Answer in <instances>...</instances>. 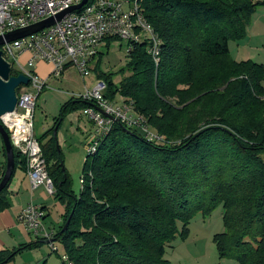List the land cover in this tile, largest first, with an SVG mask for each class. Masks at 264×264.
<instances>
[{
	"label": "trees",
	"instance_id": "16d2710c",
	"mask_svg": "<svg viewBox=\"0 0 264 264\" xmlns=\"http://www.w3.org/2000/svg\"><path fill=\"white\" fill-rule=\"evenodd\" d=\"M257 7L264 0H139L160 41L157 67L145 43L131 44L129 74L117 86L111 75L98 80L106 86L104 99L130 102L163 140L148 143L114 124L82 163L76 195L54 131L67 112L92 103L78 98L62 106L43 135L45 143L37 141L53 197L64 210L53 237L62 245V264H169L166 246L177 234L186 236L196 214L207 216L217 207L223 226L211 239L217 258L264 264V65L234 61L228 49L245 38ZM114 40L105 39L104 46ZM18 74L11 68V76ZM1 151L5 159L3 146ZM13 156L0 212L8 207L15 168L25 171L14 151ZM4 171L5 162L1 178ZM39 244L0 252V264Z\"/></svg>",
	"mask_w": 264,
	"mask_h": 264
},
{
	"label": "built area",
	"instance_id": "2783aa9c",
	"mask_svg": "<svg viewBox=\"0 0 264 264\" xmlns=\"http://www.w3.org/2000/svg\"><path fill=\"white\" fill-rule=\"evenodd\" d=\"M81 2L82 0H0L2 57L10 68L29 80L27 91L16 94L14 110L2 115L0 123L8 135L12 150L24 162L30 190L41 187L47 196H53L54 188L47 175L40 146L32 133L35 101L45 87V82L33 74L35 64H50V78H59L68 67L85 77L89 72V63L99 55V48L104 45L105 39L125 41L126 53H129L131 44L145 43L146 53L154 66L157 67L159 63L160 41L139 10V0H87L78 10L65 14L58 21L54 20L51 26L24 38L6 42L7 35L55 18ZM24 52L29 54L25 67L19 62V57ZM105 89V84L98 81L92 91L78 96L81 100L92 103L91 107L82 111V115L92 124V131L84 144L86 156L83 162L86 157L96 153L116 123L135 130L148 143L162 142L163 138L151 130L146 119L133 112L130 102L114 103L104 99ZM42 220V208L31 203L17 216L18 223L26 231L36 239L46 241L51 251L56 252L52 242L54 232L46 231ZM61 260L67 262L64 255Z\"/></svg>",
	"mask_w": 264,
	"mask_h": 264
},
{
	"label": "rangeland",
	"instance_id": "374dc122",
	"mask_svg": "<svg viewBox=\"0 0 264 264\" xmlns=\"http://www.w3.org/2000/svg\"><path fill=\"white\" fill-rule=\"evenodd\" d=\"M261 9L262 7H257L255 9L253 15L251 16V20L256 18ZM104 45L99 48L100 54L97 55V57L89 63V72L85 77H81L73 68L68 67L64 70L59 78H49L45 83V87L42 88L36 98L35 108L32 116L33 137L37 141H40L41 144L45 143L43 135L47 131H49V129H51L54 121L59 116L61 108L64 104L67 105L69 103H72V101L78 99V96H82L85 93L92 91L93 87L99 81L98 78L101 77V75H111L114 85L117 86L120 79L123 76H127L129 74L128 70H126L127 43L122 40H114L110 42L108 48H106ZM230 47V54L232 58H239L237 57L239 56L237 54H250L251 51H253L251 49L244 48L240 49L238 53H236L234 47L232 45ZM246 61H251L256 64H264V56L255 57L254 55L251 57V59H247ZM21 64L25 67L24 63L21 62ZM27 88L28 86L18 87L16 89V94L19 95L24 93L25 91H27ZM116 102H120V99L118 97L116 98ZM66 118H68V121H70L74 125H76L77 122L84 123L85 121V118L82 115V111L80 109H77L73 112H67L64 119ZM63 131H65L64 137ZM69 131L73 133V136ZM55 140L62 156L63 167L65 169L67 179L69 180L70 190L77 195L79 194L81 189V166L86 156L83 145V136L80 133L74 132L73 128L72 130H69L63 127L55 135ZM47 197L48 201L46 203V206L48 207L51 217L49 219L50 222L47 223L49 225V229L43 225V222L42 226L46 231L57 232L60 226V223L57 224V220L59 218V212L57 208L58 202L53 196ZM221 213V207H217L207 216L196 214L187 226L186 236L184 238H180V236L177 234L175 238L169 243V245L166 246V258H164L168 259V263L236 264L231 260L219 262L214 249V245L211 242L213 234H218L223 231ZM178 227L180 228V225H178ZM55 245V249L57 250L56 253L52 252L51 249L48 248V245L41 244V247H45V249L40 252L41 255L43 257L47 255L46 258H50V261L47 262V264H62V245L59 241H56ZM39 248L40 245L39 247H37V249ZM33 250L34 249L25 252H30ZM196 250H203L206 255V260L202 258L201 260L196 261L194 256ZM35 253L39 252H32L29 254H23V252H21L19 255L23 254L22 256L19 257V255H16L18 257L15 256L16 258L14 257V259L10 260L6 264H14V261H17L16 264H25L32 259L29 257L34 255Z\"/></svg>",
	"mask_w": 264,
	"mask_h": 264
},
{
	"label": "crops",
	"instance_id": "0c3cea01",
	"mask_svg": "<svg viewBox=\"0 0 264 264\" xmlns=\"http://www.w3.org/2000/svg\"><path fill=\"white\" fill-rule=\"evenodd\" d=\"M231 45L234 47L236 53H238L240 49H244V48L253 50L251 51L250 54H237L239 55L237 56L239 58L231 57L234 61H237V62L246 61L247 59H251V57L254 55L255 57L264 56V7H262L261 11H259V14L256 16V18L251 20L250 24L248 25L246 29L245 38L238 43H229L228 45L229 54H230ZM28 57H29V54L27 52L22 53L19 57L20 64L21 62L25 63ZM51 70H52V66L50 64L45 63V62H37L33 68V74L36 75L40 80L46 83L48 79L50 78ZM63 127L69 130H72L73 128L74 132L82 134L83 141H84L83 145L85 144V140L87 136L92 131L91 130L92 124L87 120V118H85L84 123L77 122L76 125L68 121V118H66L62 121L60 127L58 128L55 134H57V132H59L61 128ZM69 132L72 133L71 131ZM64 135H65V131H63V137ZM71 135L73 136V133ZM2 146L3 145L0 139V168L3 162H5V159L3 158L2 151H1ZM7 193H8L7 194L8 207L0 212V252L12 251V250L20 248L23 245H26L32 242H39L40 243L39 249L36 248L30 252L22 251L23 254L39 252V253H35L36 255L34 254L31 257H29L32 259L26 262L25 264H44L45 262H46L45 264H47V262L50 261L49 260L50 258L49 259L46 258L47 255L43 257L40 252H42L45 249L44 246L41 247V244L48 245V243L46 241L41 242L40 239H36L31 233L26 231V229L23 226H21L17 221V216L19 215L21 210L26 205L31 203L35 206L42 208L43 210L42 222H43V225L49 229V225L47 223L50 222L49 219L51 217H50L48 207L46 206V203L48 201L47 195L45 194L43 188L41 187L37 188L34 191H31L25 171L19 167H16L13 172L11 182L7 188ZM57 208L59 212V218L57 220V224L59 223L61 224L62 215L64 213L63 206L57 203ZM53 232L56 233L55 231ZM55 242L56 241L53 240L54 246H56ZM48 248L50 249L49 245H48ZM165 254H166V250H165ZM165 254H164V257H165ZM22 255H19V257ZM194 256H195L196 261L201 260L202 258L206 260V255H205V252H203V250L202 251L196 250V253L194 254ZM165 260L168 262V259H165ZM220 261L223 262L225 260H219V262ZM14 262H15L14 264H16L17 261H14ZM223 264H227V263H223Z\"/></svg>",
	"mask_w": 264,
	"mask_h": 264
},
{
	"label": "water",
	"instance_id": "95a60500",
	"mask_svg": "<svg viewBox=\"0 0 264 264\" xmlns=\"http://www.w3.org/2000/svg\"><path fill=\"white\" fill-rule=\"evenodd\" d=\"M87 0H82V2L74 7H71L67 11L62 12L57 15L55 18H49L45 21H42L38 24H35L28 29L16 31L6 36V42H12L17 39L24 38L26 36L32 35L44 28L51 26L55 21L60 20L65 14L78 10L81 8ZM3 44L0 38V46ZM11 68L9 64L3 59L2 52L0 51V117L6 113H10L14 110L16 105V89L20 86L28 85V78L22 74H18L16 76L10 75ZM98 112H101L97 109ZM104 114L103 112H101ZM125 129V128H123ZM55 133V132H54ZM0 139L3 145V149L5 152V171L0 180V191L5 187L8 180L11 177L12 170L14 168V156L11 143L9 141L8 135L0 123ZM71 214L69 215L67 221L61 229V233H63L67 229L68 222L70 220Z\"/></svg>",
	"mask_w": 264,
	"mask_h": 264
}]
</instances>
